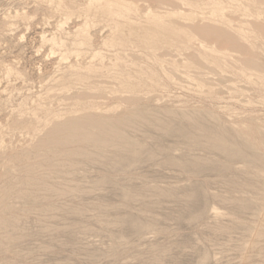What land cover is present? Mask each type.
<instances>
[{
  "label": "bare ground",
  "instance_id": "obj_1",
  "mask_svg": "<svg viewBox=\"0 0 264 264\" xmlns=\"http://www.w3.org/2000/svg\"><path fill=\"white\" fill-rule=\"evenodd\" d=\"M41 1L37 2L40 8L49 12L54 2ZM61 1L67 17L80 14L88 20L91 8L99 9L109 22V33L98 49H93L87 23L66 38L47 41L56 49L53 54L59 52L63 66L59 64L51 73L53 81L28 109L29 116L10 123V134L22 136L20 142H0V252L4 253L0 264H15L19 257L10 246L12 231L20 228L23 216L34 214L43 223L41 217L55 219L58 213L79 218L87 214L92 206L80 199L90 192L82 185L90 170L96 172L91 185L98 188L139 179L134 169L144 159L190 173L188 180H192L191 174L199 175L205 165H213L193 152H221L228 160L219 167L214 163V167L223 173L233 170L235 159L242 160L246 175L263 188L264 196V111L225 114L219 106L193 105L182 95L168 92L170 87H199L218 98L239 91L238 84L244 82L254 84L264 98V0H120L117 10L124 21L110 11L117 0H88L89 6L84 8L83 0ZM0 22L4 35L8 23ZM76 56L81 60L63 62ZM10 72L14 77L25 76L15 67ZM153 134L183 140V152L190 157L175 155L181 143L179 148L178 144L152 147ZM243 145L261 155L249 160L241 151ZM156 182L144 183L139 192L132 186L122 187L124 205L142 202L143 213L150 216L158 202H146L142 196L146 191L158 200L173 199L192 207L190 218L197 221L205 216L197 207L200 198L227 200L201 185L178 192L172 185L165 188ZM250 184L235 182L233 186L247 189ZM262 205L258 228L251 232L248 243L257 259L264 257L259 246L264 239V197ZM92 208L105 210L96 204ZM214 215L215 220L224 217L218 211ZM138 218L116 223L128 225L136 233L156 232L155 220ZM216 222L210 228L214 234L225 229ZM159 259L155 256L152 261L158 263ZM208 261L204 255L200 264Z\"/></svg>",
  "mask_w": 264,
  "mask_h": 264
},
{
  "label": "rangeland",
  "instance_id": "obj_2",
  "mask_svg": "<svg viewBox=\"0 0 264 264\" xmlns=\"http://www.w3.org/2000/svg\"><path fill=\"white\" fill-rule=\"evenodd\" d=\"M35 1L0 0V20L8 23L6 25L8 31L3 35L1 30L5 27L0 22V142L2 144L15 143L18 139L20 142L22 136L13 137L10 134V123L14 118L23 120L29 116L28 109L35 105L36 99L44 95L47 83L51 84L53 81L50 77H53L52 74L61 65L63 66L58 60L59 52L53 54L56 49L47 41L53 38L57 41L66 38L87 23L93 49H98L109 33V22L102 18L100 10L94 6L87 17L89 19L86 20L85 16H79L80 14L67 17L66 12L63 11L66 8L64 1L52 0L54 5L52 4L49 12L40 8L37 3L40 0ZM67 1L69 0H66V3ZM120 5L122 1L117 0L109 8L118 20L124 21L125 18L117 10ZM87 6L89 1L83 0L81 8ZM61 24L64 25L59 28ZM79 60L81 57L76 56L63 62L70 64ZM14 67L25 73L23 79L17 76L21 78L17 80L18 78L10 72ZM46 77L50 81H47ZM238 89L239 91L223 94L224 96L218 98H213L216 95H209L206 90L199 87L180 90L170 87L168 92L182 95L185 101L193 105L200 104L210 108L219 106L225 114L236 111L247 114L252 110L264 111L263 93L260 94L254 84L241 82L238 84ZM152 139L155 140L152 142L149 140L152 147L160 144L174 147L178 144L177 147L182 148L176 151L175 155L187 154L183 152L184 141L174 136L169 138L153 134ZM241 151L249 160L261 155L249 145H243ZM193 153L213 162L210 168L205 165L199 175L191 174L196 177L195 180L193 177L192 180H188L190 173L177 168H162L158 164L159 160L150 161L149 164V161L144 159L134 169V173L140 177L132 181L133 183L120 181L118 186L107 183L98 188L91 185V178L96 172L90 170L87 180L82 183L90 192L84 194L85 196L83 195L80 200L87 206L102 205L105 210H95L90 206L92 209L88 210L84 216L87 219L83 217L84 220L58 213L55 219L41 217L43 223H40L34 214L23 216L20 228L12 231L14 242L10 250L19 255L15 264H200L204 255L209 257L206 264H264V257L257 259V252L248 248L251 232L258 228V220L263 208V188L251 176L246 175L242 160L235 159L232 162L233 170L220 173L214 165L216 164L217 167L224 165L228 160L225 154L198 150ZM141 177L144 179L142 180ZM144 180L145 182H141ZM154 181H157L156 184L158 183L159 186L173 187L178 192H183L185 187L191 189L202 186L209 190V193L212 192L227 200L220 202L200 198L197 207L205 212V216L197 221L191 219L194 211L192 207L189 208L188 205L180 204L179 201L177 203L175 200L176 204L173 199H168L170 201L164 199L163 202L164 200H158L153 193L146 191L142 194L145 200L158 202L153 207L152 214H148L150 216L147 217L143 213L142 202H135L129 207L124 205L122 187L132 186L133 191L135 188V191L139 192L145 187L144 183L146 185L155 183ZM235 182L251 183V187L235 188L233 186ZM106 206H109L108 209ZM215 211L224 215L222 220H215ZM96 217H99L104 225L100 224ZM125 218H138L142 222L155 220L156 232L136 233L128 225L116 223ZM216 221L225 229L214 234L210 228L217 223ZM259 246L264 249V239L260 240ZM3 256L4 253L0 252V258ZM155 256L160 258L158 263L152 261Z\"/></svg>",
  "mask_w": 264,
  "mask_h": 264
}]
</instances>
